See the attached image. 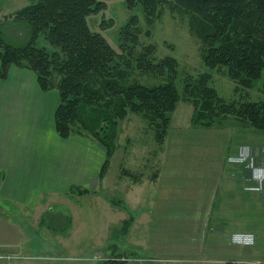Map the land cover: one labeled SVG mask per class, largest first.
<instances>
[{"label": "rangeland", "instance_id": "1", "mask_svg": "<svg viewBox=\"0 0 264 264\" xmlns=\"http://www.w3.org/2000/svg\"><path fill=\"white\" fill-rule=\"evenodd\" d=\"M29 4L30 0H0V22L11 43L27 41L26 25L13 17ZM106 4L103 13L89 17L90 29L100 31L101 20L111 23L103 33L118 50L120 29L131 17H137L141 35L135 53L153 45L156 57L175 58L181 95L184 80L207 73L210 85L227 103L264 101L261 82L244 88L228 79L222 68H206L202 44L191 34L186 17L165 10L149 24L139 6L129 11L124 0ZM37 46L51 49L43 37ZM134 76L141 83L153 82L139 76L137 70ZM191 117L192 107L181 101L172 114L165 143L159 146L147 123L128 114L118 127L119 149L95 194L51 200L50 208L39 206L36 211L0 207V262L103 264L127 258L137 261L135 264H211L207 257L211 242L206 243L205 226L207 206L216 191L221 197L224 193L227 204L243 206L246 217L261 218L259 224L256 221L248 228L257 236V264H264V199L259 204L257 195L247 192H264V132L234 118L219 128H196ZM241 154L252 163V168H245L254 186L245 184V191L234 196L225 188L231 185L219 181L222 167L240 165L231 156ZM260 184L262 190H255ZM221 203L220 212L214 214L230 210ZM214 252L215 256L221 254ZM10 256L19 259L8 260Z\"/></svg>", "mask_w": 264, "mask_h": 264}, {"label": "trees", "instance_id": "2", "mask_svg": "<svg viewBox=\"0 0 264 264\" xmlns=\"http://www.w3.org/2000/svg\"><path fill=\"white\" fill-rule=\"evenodd\" d=\"M106 1L30 0L13 17L26 25L27 41L22 44L11 43L0 22V79L5 80L12 67L26 69L35 74L43 92L58 93L55 131L61 139L80 136L101 145L105 158L100 180L119 149L118 127L128 114L138 115L147 123L159 146L164 145L172 114L183 100L192 107L191 124L196 128H217L234 118L264 132V101L227 103L210 85L207 73L184 80L181 95L175 58L156 57L153 45L135 53L141 35L137 17H131L120 29L118 50L103 33L111 23L101 20L100 31L91 30L89 17L103 13ZM124 3L129 11L141 7L149 24L165 10L186 17L191 34L202 44L206 68H222L228 79L244 88L261 82L264 91V0ZM41 37L51 49L37 46ZM135 70L153 82L141 83L134 76ZM70 194L95 192L74 186ZM103 264L126 263L118 259Z\"/></svg>", "mask_w": 264, "mask_h": 264}, {"label": "crops", "instance_id": "3", "mask_svg": "<svg viewBox=\"0 0 264 264\" xmlns=\"http://www.w3.org/2000/svg\"><path fill=\"white\" fill-rule=\"evenodd\" d=\"M58 104V93L43 92L29 70L12 67L7 78L0 79V207L11 206L20 212L36 211L39 206L50 208L51 200L75 198L70 194L71 187L95 192L105 180L99 179L105 158L101 145L80 136L61 139L57 135L54 113ZM225 166H221L219 183L231 185L225 188L234 196L235 192L245 191V184L254 186L244 165ZM247 192L249 196L256 194L257 203H262L264 192ZM219 195L215 191L207 206L205 234L206 243L211 242L209 261L257 264L258 240L255 230L248 225L254 227L253 223L259 224L261 218L246 217L243 206L229 205L224 193L222 197ZM218 202L230 210L214 214L220 212ZM241 234L248 237L247 244L237 247L232 241ZM215 250L221 254L215 256Z\"/></svg>", "mask_w": 264, "mask_h": 264}, {"label": "built area", "instance_id": "4", "mask_svg": "<svg viewBox=\"0 0 264 264\" xmlns=\"http://www.w3.org/2000/svg\"><path fill=\"white\" fill-rule=\"evenodd\" d=\"M234 159H235V160H234L235 163H238V164L248 163L249 166L251 167V164H250L249 160H248L247 158H245V155H243V154H241V155L235 157ZM259 177H260V176H259ZM261 179H262V177H260V178L257 177V180H258L259 183L262 182ZM258 186H260V188H259ZM258 186L255 188V190H258V189L262 190V189H261V188H262V184H260V185H258ZM120 260L123 261V262H125L126 264H135V263H137V261L132 260V259H127V258H122V259H120ZM140 264H144V261H141Z\"/></svg>", "mask_w": 264, "mask_h": 264}]
</instances>
